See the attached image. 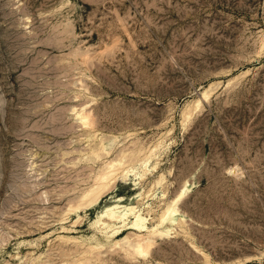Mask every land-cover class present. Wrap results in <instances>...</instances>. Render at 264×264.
<instances>
[{"label": "rangeland", "instance_id": "1", "mask_svg": "<svg viewBox=\"0 0 264 264\" xmlns=\"http://www.w3.org/2000/svg\"><path fill=\"white\" fill-rule=\"evenodd\" d=\"M87 253L264 264V0H0V264Z\"/></svg>", "mask_w": 264, "mask_h": 264}, {"label": "bare ground", "instance_id": "2", "mask_svg": "<svg viewBox=\"0 0 264 264\" xmlns=\"http://www.w3.org/2000/svg\"><path fill=\"white\" fill-rule=\"evenodd\" d=\"M209 90V89H208ZM207 97H209L208 96V92H207V90L206 89H204L203 91H201V94H200V97H198V98H196V99H194L193 100V102L196 104V107H197V105L202 101V100H206L207 99ZM189 103V102H188ZM92 112L91 111H89L88 110V112H87V110H85V109H81L79 112H77L76 113V115H77V117H78V120H79V123H80V125L82 126V127H88V128H94V120H93V115L91 114ZM128 115V114H127ZM149 151V150H148ZM127 152V151H126ZM129 152V151H128ZM128 154V153H127ZM133 154V153H132ZM126 155V154H125ZM119 156V155H118ZM144 159H146V158H144ZM109 162V161H108ZM131 162V161H130ZM117 161H110L109 163H108V168L106 169H104L103 171H101L97 176H96V182H95V185L92 187V188H90L89 190H86V192H84V194L82 195V197H81V199H80V202H79V204H78V206L77 207H79V206H81V205H91V204H93V203H95V202H97L98 200H99V198H100V196H101V194H103L102 192H103V190L105 189V188H108V184H109V182L112 180V179H114L115 178V173H114V171L116 170L115 168L117 167ZM119 166V165H118ZM128 170L129 169H126V170H124L123 169V171H124V174H126L127 172H128ZM114 174V175H113ZM117 175V174H116ZM109 189V188H108ZM187 190V189H186ZM185 194V190H180V192L175 196V199H173V201H175V203L177 202L176 200L177 199H179L181 196H183ZM79 201V200H78ZM171 204V203H170ZM177 205L176 204H172V205H169V206H167L166 208H165V210L161 213V215L159 216V223H164L165 221L166 222H168V223H172L173 222V219H174V215H175V213L177 212V208L178 207H176ZM71 207V206H70ZM85 207V206H84ZM135 207V206H134ZM134 207L131 205V207H129V210H130V212L131 211H134L135 209H134ZM83 208V207H82ZM71 209V208H70ZM84 209V208H83ZM134 209V210H133ZM108 210H110V209H108ZM112 210V209H111ZM125 212V211H124ZM136 213V212H135ZM110 214H112V213H109L108 214V211H107V215H110ZM119 214V213H118ZM126 214H129L128 212H126ZM131 214V213H130ZM67 215V214H66ZM114 215H115V213H114ZM114 215H111V216H114ZM117 215V214H116ZM120 215V214H119ZM119 215H118V217H119ZM125 215V214H124ZM123 215V216H124ZM126 216V215H125ZM124 216V217H125ZM141 216V215H140ZM140 216H134L135 217V219L133 220L132 219V222H131V224L129 225V228H131V229H133V230H135V231H142L143 230V225L145 224L144 222H143V218L142 217H140ZM143 217H144V215H142ZM108 217V216H107ZM117 217V216H116ZM121 217V216H120ZM112 218V217H111ZM180 218V217H179ZM114 219V218H113ZM122 220H123V218H121ZM147 219V218H146ZM124 220H126V219H124ZM177 220V219H176ZM175 220V221H176ZM125 223V222H124ZM159 223H157V224H159ZM156 224V225H157ZM176 224V223H175ZM123 227V226H122ZM125 227V226H124ZM166 227V226H165ZM121 228V227H120ZM170 228V227H169ZM36 229V228H35ZM154 229V228H153ZM155 230V229H154ZM168 230V229H167ZM152 231V230H151ZM150 231V232H151ZM117 232H118V230H117ZM154 232V231H153ZM157 232V231H156ZM160 232V231H159ZM115 233V232H114ZM120 233V232H119ZM138 234V233H137ZM143 234V233H142ZM139 235V234H138ZM150 235H151V233H150ZM144 237V236H143ZM142 236H138V238H137V241L135 242V244H134V250H136V252L137 253H139V254H141V255H144L146 252H147V250H148V248H149V246H150V243H149V241L148 240H145V239H147V238H143ZM135 238V239H136ZM133 245V244H132ZM133 248V247H132ZM90 250V249H89ZM88 250V251H89ZM92 250V249H91ZM94 250V249H93ZM76 251V250H75ZM78 251V250H77ZM95 251V250H94ZM93 251V252H94ZM96 252H97V250H96ZM95 252V253H96ZM97 253H99L100 254V252H97ZM88 254V253H87ZM91 254V253H90ZM88 254L89 256L88 257H86L85 258V261L84 262H86L85 264H87V263H89L88 261H89V259H91L95 254ZM98 254V255H99ZM130 254V253H129ZM97 255V256H98ZM62 256V255H61ZM97 258V257H96ZM99 258V257H98ZM97 260H99V259H97ZM96 260V261H97ZM94 261H95V258H94ZM100 262V261H99ZM42 263V262H41ZM79 263H80V261H79Z\"/></svg>", "mask_w": 264, "mask_h": 264}]
</instances>
